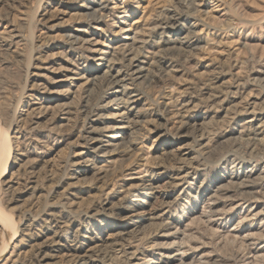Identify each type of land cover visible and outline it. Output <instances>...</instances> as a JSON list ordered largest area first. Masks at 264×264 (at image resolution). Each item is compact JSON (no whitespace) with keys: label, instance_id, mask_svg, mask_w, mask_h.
<instances>
[{"label":"rangeland","instance_id":"374dc122","mask_svg":"<svg viewBox=\"0 0 264 264\" xmlns=\"http://www.w3.org/2000/svg\"><path fill=\"white\" fill-rule=\"evenodd\" d=\"M170 13L194 25V48L168 58L158 84L134 85L137 122L116 162L84 168L87 129L114 120L105 81L85 84L102 74L93 45L120 58L125 36L156 40ZM252 107L264 112V0H0V213L17 231L3 252L0 223V264H73L62 254L93 247L105 264H264V145L229 117ZM143 183L165 193L156 235L126 219Z\"/></svg>","mask_w":264,"mask_h":264},{"label":"bare ground","instance_id":"6f19581e","mask_svg":"<svg viewBox=\"0 0 264 264\" xmlns=\"http://www.w3.org/2000/svg\"><path fill=\"white\" fill-rule=\"evenodd\" d=\"M181 19L182 16L176 13L167 15L163 23L160 24L161 29L158 35L161 36L152 42L137 38L135 33L132 36L126 34L127 36H125V43L121 49L120 58H114L112 56L108 59V52L93 45L94 49H92L91 52L94 60L101 63L102 74L91 75L90 78L86 80L85 84L94 86L98 80L105 81L106 90L110 97L106 104L112 108L114 120L112 125L105 128H97L90 125L86 132L84 144L75 155L78 158V164H83L84 168L93 167L94 169L105 170V168H108L105 165H112L116 162L114 156L121 152L122 147V150L129 147L131 143L129 140L126 141V139L129 138L128 133L137 122L133 120V118L137 119V112L134 113L133 108L139 103V95L136 94L138 92H133L132 88L135 84L155 85L157 83L155 78L157 73L165 74L170 72L172 66L168 58H174L176 56L187 58L190 50L194 48L192 47L193 33L189 30V27L194 25L186 22L187 24L183 26L182 23L180 24ZM179 24L182 25L181 28ZM174 31L179 33L176 34ZM123 32H126V30H122V33ZM94 71L97 72L98 69ZM69 79L73 80V78ZM229 115L230 120L245 118L244 123L248 128L247 130H249L254 137H260L257 141L264 145V112H260L254 107L246 109L239 108ZM181 123L182 122L179 124ZM191 123L192 120L188 118V120L181 124L183 132H180V136L177 138L185 136V132L190 128L192 129L195 124ZM181 154L182 156L187 155L186 152H181ZM9 155L10 150L6 133L0 129V178L3 177L5 172ZM181 160L183 159L179 161ZM98 161L105 162L106 164L98 166L95 164V162ZM184 166L185 165H183V167ZM84 168L82 170H84ZM182 173L175 175L172 179L173 186H181L189 176V173H185L184 175H182ZM163 192L164 191H162L160 187L152 186L151 184L143 183L137 186L132 200L134 208L130 209L127 214V222L132 224L140 220H145L148 222L146 225L148 228L156 227L158 229L153 235L158 234L160 226H163L161 221L166 214L165 208L167 206L166 202L160 201V199L165 197V193ZM0 223L2 225L1 227L11 234H9L8 243L3 246V250L1 248L4 252L8 248V244L15 239L17 231L16 229L14 230L13 224L8 220V217L1 213ZM143 228L139 231L143 230ZM96 248L93 247L89 249L90 254L88 256L79 255L76 251L72 253L73 249L66 250L67 252L62 254V258L71 260L73 264H105L102 260L106 257L101 255V250L98 251ZM54 252L53 255L43 256V259L58 256V250ZM133 257L134 254H132L130 258Z\"/></svg>","mask_w":264,"mask_h":264}]
</instances>
